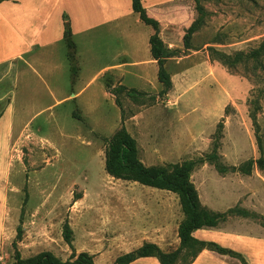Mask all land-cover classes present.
Here are the masks:
<instances>
[{
	"label": "rangeland",
	"instance_id": "1",
	"mask_svg": "<svg viewBox=\"0 0 264 264\" xmlns=\"http://www.w3.org/2000/svg\"><path fill=\"white\" fill-rule=\"evenodd\" d=\"M202 5L207 14L191 37L192 47L178 50L165 64L173 82L166 94L161 83L146 84L145 78L93 77L90 59L86 75L79 71L60 79L30 71L29 54L18 60V88L8 97L16 100L18 132L0 149V236L6 242L0 264H14V242L23 258L45 250L67 258L76 248L63 238L65 222L76 247L104 248L115 224L126 222L141 208L138 202L149 198L145 192L164 190L106 171L103 137L122 125L148 166L205 159L191 176L205 205L223 207L239 196L237 185L234 198L226 192L224 175L264 171L259 163L264 161V0H202ZM120 84L126 89L117 90ZM64 86L84 89L86 97L96 91L97 107L79 100L57 103L50 88ZM129 88L142 94H129ZM215 147L218 158H207ZM250 218L264 223V217ZM189 259L182 256L178 264Z\"/></svg>",
	"mask_w": 264,
	"mask_h": 264
},
{
	"label": "crops",
	"instance_id": "2",
	"mask_svg": "<svg viewBox=\"0 0 264 264\" xmlns=\"http://www.w3.org/2000/svg\"><path fill=\"white\" fill-rule=\"evenodd\" d=\"M142 3L148 14L160 23V36L166 47L170 50H183V36L198 17L195 1L142 0ZM64 16L71 23L76 44L72 61L68 59V46L64 39ZM154 32V28L144 23L134 11L132 0L1 1L0 149L4 151L7 148L6 141L18 132L16 100L10 101L8 97L13 87L18 88L20 58L29 54L30 71L37 76L60 79L68 74L78 76L79 71L86 75L84 71L90 59L95 67L93 77L105 73L115 77H139L145 78L146 84L150 82L155 86L160 82L158 63L151 54L150 37ZM95 60L105 61L96 65ZM65 88L62 91L57 87L50 88L57 103L79 100L91 102L93 107H97L96 91L86 97L84 89L76 92L72 86L69 90ZM100 91L102 93V88ZM73 94L77 96L71 98ZM258 173L259 176L255 173L248 176L233 173L224 175L226 192L228 188L234 198L233 190L237 185L239 196L223 207L211 203L206 206L215 211H226L239 204L264 217V171ZM145 193L149 198L138 202L141 208L128 214L126 222L119 223L122 219L117 218L118 223L111 229L106 247H76L74 240L75 253L86 251L93 254L95 264H113L118 256L145 242L155 243L166 252L177 249L181 242L178 228L183 219L178 196L168 190H150ZM223 204H226V196ZM193 236L199 240L216 242L230 252L239 253L248 264H264V223L250 217L230 216L222 226L199 228L193 232ZM5 243L0 236V248ZM71 255L70 252L64 260ZM3 258L0 255V259ZM130 264L161 262L156 256H143ZM190 264L242 263L230 254L205 248Z\"/></svg>",
	"mask_w": 264,
	"mask_h": 264
},
{
	"label": "trees",
	"instance_id": "3",
	"mask_svg": "<svg viewBox=\"0 0 264 264\" xmlns=\"http://www.w3.org/2000/svg\"><path fill=\"white\" fill-rule=\"evenodd\" d=\"M194 1L198 11V17L191 23L183 36L184 47L187 49L192 47L190 43L191 37L202 27L207 14L202 5V0ZM132 5L141 20L147 25L152 26L155 30L154 34L150 37L151 54L158 63V81L163 86L162 93L166 94L172 88L173 82L165 64L178 50H170L166 47L160 36V23L148 14L146 8L143 6L142 0H132ZM64 39L70 50L68 59L72 61L75 58L76 44L73 39L71 23L67 16H64ZM118 89H126V87L120 84ZM127 91L129 94H142L141 91L135 88H129ZM221 125L222 122L219 123V127ZM103 140L106 142L105 169L108 174L118 179L138 182L177 194L183 212V219L178 228V235L181 242L177 249L166 252L155 243L145 242L140 247L118 256L113 264H130L136 258L143 256H156L161 264H178L181 261V257H186L187 255L190 256V259L186 264H190L198 253L205 248L221 254H230L238 258L242 264H248L239 253L230 252V250L216 242L199 240L193 236L195 230L199 228L217 227L221 221H225L230 215L263 218V216L237 205L220 212L202 203L198 189L192 181L191 176L195 167L205 159H186L180 162L168 163L167 165L148 166L139 158L137 141L124 125L112 136H104ZM213 150V152L207 155V158H218L216 153L217 148L215 147ZM259 163L264 168V161L260 160ZM218 167L222 171L226 170L220 164ZM62 234L65 242L72 246L73 229L68 222L64 223ZM18 238H21V227L18 228ZM13 246L15 248L14 264H95L94 255L86 251L78 254L74 252L66 260L61 259L48 250L41 251L29 258H23L20 251L17 250L15 242Z\"/></svg>",
	"mask_w": 264,
	"mask_h": 264
}]
</instances>
